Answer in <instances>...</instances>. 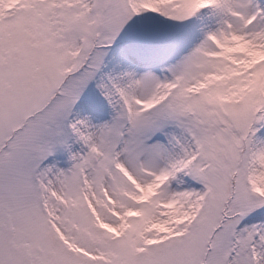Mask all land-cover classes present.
Instances as JSON below:
<instances>
[{"label":"snow or ice","instance_id":"obj_1","mask_svg":"<svg viewBox=\"0 0 264 264\" xmlns=\"http://www.w3.org/2000/svg\"><path fill=\"white\" fill-rule=\"evenodd\" d=\"M0 264H264V0H0Z\"/></svg>","mask_w":264,"mask_h":264}]
</instances>
